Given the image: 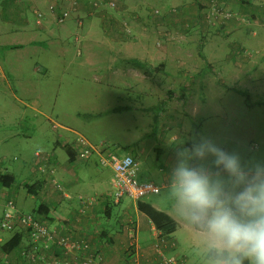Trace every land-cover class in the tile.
Segmentation results:
<instances>
[{"label": "crops", "instance_id": "0c3cea01", "mask_svg": "<svg viewBox=\"0 0 264 264\" xmlns=\"http://www.w3.org/2000/svg\"><path fill=\"white\" fill-rule=\"evenodd\" d=\"M86 1L81 0V4ZM209 1L188 0L186 3L188 8L197 7V4L208 7ZM261 1L264 3V0H254L255 5L251 10V15H256L258 19L262 18L260 16L262 8L258 4ZM166 2L168 5L162 7L166 8L171 3L180 4V0H166ZM137 3L136 11H139L135 13V16L138 23L132 26L134 35L130 41L139 43L142 47L132 49V46L125 45L121 50V47L117 48L110 44L108 39L119 41L113 34L112 37L108 36L114 25L111 26L112 22L119 16L116 11L92 16L88 14L89 8L83 6L80 11L72 14L70 20L67 19L58 24L55 15L50 13L46 0H0V14L2 15L0 16V104L3 105V110L0 112V148L10 141H23L26 144L35 142L29 155V150L22 146L20 150H17L18 156L25 158L22 164L25 163L28 167L23 183L16 184L14 173L6 166L3 167L0 160V171L14 179V183L8 188L0 186V193L14 200L18 189L25 188L28 194L39 200V205L33 211L38 210L52 229L59 230L62 235L68 234L75 240L88 243L89 252L83 254V257L71 258L70 264H83L87 256L93 257L92 264H154L155 261L153 244L158 230L146 215L138 211V202L127 197L115 202L110 196L112 171L99 166L96 156L86 161L77 160L72 143L74 138L80 134L74 126L66 123L64 118L60 119L55 116L56 121H54L47 117L48 115L40 104L49 93L43 80L52 71H63L64 41L73 38V41L78 43L84 25L86 28L83 37L87 40L90 37H96L92 22L94 19L105 30L108 38L105 36L102 39V43L106 44L105 47L96 53L91 52L89 68L93 72L109 71L108 62L114 58L106 56L113 57L114 54L122 53L125 57L122 61L123 68L118 73L114 71L109 73V77L119 74L125 90L132 89L133 85L130 83L132 77L140 78V83L148 81L151 77L149 73L154 71L155 67H163L171 75L168 81L169 86L174 85L177 78L182 79L184 74L178 75L177 71L186 72L187 78L192 72L200 71L199 65L188 63V60L192 58V53L187 48L156 50L149 48L155 41L154 38L157 37L154 31L156 25H153L156 20L149 13L144 12L146 8L144 1H137ZM217 4L225 8L223 2ZM35 11L42 14L39 24ZM73 29L75 30L72 31ZM49 55L50 58H45ZM76 56H81L79 49L76 50ZM51 59H56V61L53 62ZM134 62L141 65H136ZM95 80L100 84L104 78L99 75ZM190 83L189 80H185L180 93L191 92ZM135 93L139 95L144 93V90ZM53 94L51 92L50 100ZM177 95L179 94L172 90L165 92V97L169 101ZM74 116L78 117L76 113L72 115ZM162 117L163 114L160 113L156 116L157 120ZM166 131L171 130L168 128ZM169 140L177 141V134L172 132ZM144 152L145 148L140 147L138 156H142ZM161 154L159 150L158 155ZM173 154H175L174 151L167 155L163 163L159 165L164 182L161 190L167 186L171 166L175 162ZM132 157L137 162L138 157ZM39 167L42 172L38 171ZM51 171H53L52 176H50ZM50 178L61 185V191H55L52 188L49 184ZM138 179L151 181L141 173H138ZM139 202L166 214L174 222V231L165 238L174 242L175 245L173 248L164 246V252L181 259L183 264H198V260L191 254L189 255L192 249L196 251L195 235L174 219L166 202L156 201L150 196ZM17 209L20 210L19 207ZM128 226L135 232L133 247H131L133 240L127 233ZM180 242L189 252L185 250L181 253L177 252ZM6 244L15 247L4 251ZM27 246H29V238L24 229H16L9 233L0 231V264H39L20 255L21 250Z\"/></svg>", "mask_w": 264, "mask_h": 264}, {"label": "rangeland", "instance_id": "374dc122", "mask_svg": "<svg viewBox=\"0 0 264 264\" xmlns=\"http://www.w3.org/2000/svg\"><path fill=\"white\" fill-rule=\"evenodd\" d=\"M137 1L145 2L144 12L151 17L155 10L161 14L158 18L152 17L156 20L153 25H156L154 31L157 37L149 48H187L193 58L188 63L199 65L200 71L192 72L189 78L186 72L177 71L178 75L184 74L182 79L177 78L176 83L169 86L171 75L163 67H155L149 73L151 77L148 81L140 83V78L132 77L134 83L129 81L132 89L125 90L119 74L109 77V73H118L123 68L125 57L122 53L106 56L114 58L108 62L109 71L93 72L89 68L91 52L96 53L106 46L102 43L105 30L94 19L96 37L88 40L83 37L84 25L78 43L73 38L66 39L63 71H52L43 80L49 93L40 104L47 117L54 121L55 116L64 118L87 141L95 145L105 144L117 155L137 156L139 173L159 186L164 183L159 171L164 158L174 151L176 144L190 147L193 138L200 136L212 139L227 152H238L244 161H264L263 1L258 3L262 8V18L258 19L256 15H251L254 0H208V7L197 4L194 8H188V0H180V4L171 3L166 8L162 7L168 5L166 0H115V11L119 13L116 20H127L131 27L138 23L135 16L139 11H136ZM220 2L225 4V8H218L219 12L225 10L233 17L226 20L217 14L207 18L212 3ZM83 6L86 5L81 4ZM171 9L176 13H170ZM165 32L171 34L173 39L164 41L159 47L156 42L159 35ZM133 35L132 30L131 38ZM108 39L110 44L121 47V50L125 45L132 46V49L142 47L133 41L126 43ZM199 46L201 56L197 51ZM77 49L81 51V56H76ZM45 58H50V55ZM99 75L104 78L100 84L95 80ZM185 80L191 82V92L182 94ZM140 90H144V93L137 95L135 92ZM168 90L179 95L169 101L165 97ZM51 92L55 93L52 95L53 98L57 97L55 100H50ZM2 110L3 105L0 104V112ZM75 113L78 117H72ZM158 113L163 117L157 120ZM168 128L171 131H166ZM172 132L177 134V141L169 140ZM34 143L10 141L0 148L2 166L11 169L16 184L23 183L28 168L25 163L22 164L25 158L18 156L17 150L22 146L29 150V155ZM140 147L145 148L142 156H138ZM159 150L161 155H158ZM165 190L148 196L156 201L163 200ZM14 201L23 213H32L39 205V200L28 194L25 188L18 189ZM182 250L189 252L180 242L177 252L181 253ZM190 254L198 260L194 249Z\"/></svg>", "mask_w": 264, "mask_h": 264}, {"label": "clouds", "instance_id": "9594fccd", "mask_svg": "<svg viewBox=\"0 0 264 264\" xmlns=\"http://www.w3.org/2000/svg\"><path fill=\"white\" fill-rule=\"evenodd\" d=\"M174 151L163 200L195 235L198 264H264V161L206 136Z\"/></svg>", "mask_w": 264, "mask_h": 264}, {"label": "built area", "instance_id": "2783aa9c", "mask_svg": "<svg viewBox=\"0 0 264 264\" xmlns=\"http://www.w3.org/2000/svg\"><path fill=\"white\" fill-rule=\"evenodd\" d=\"M49 4V11L55 15L58 24L65 22L72 14L80 11L81 0H46ZM89 8V15L106 14L116 7L115 0H87L83 2ZM217 3L210 6L209 17L221 14L223 19L233 17L230 13L219 12ZM170 13L175 14L173 9ZM37 23H40L42 14L35 11ZM153 15H160L158 10ZM114 24V25H113ZM113 28L109 34L118 40L126 41L132 36V27L127 20H114L111 26ZM173 36L167 32L161 33L156 42L161 46L164 41H170ZM72 149L76 159L86 161L96 156L97 163L102 168H108L112 171L111 198L117 202L127 197L134 202H138L148 195H157L160 193L161 186L152 181H141L138 179L139 168L135 159L131 155H117L109 150L105 144H92L83 136L77 135L72 143ZM38 156V154H36ZM38 171L42 172L39 167ZM53 171L50 172V176ZM49 184L55 191H61V185L53 178L49 179ZM16 229H24L29 238V248L23 253L28 260L38 262L39 264H70L71 258L83 257V254L89 252L90 247L87 242L75 240L71 235H62L59 230L52 229L46 220L39 213H23L17 209L13 198L0 193V231L12 232ZM127 233L133 240L131 247L135 245V232L128 226ZM174 242L167 240L159 231L156 232V239L153 244L155 253L154 264H183L182 260L164 252V246L174 247ZM93 257L84 258L83 264H92Z\"/></svg>", "mask_w": 264, "mask_h": 264}, {"label": "trees", "instance_id": "16d2710c", "mask_svg": "<svg viewBox=\"0 0 264 264\" xmlns=\"http://www.w3.org/2000/svg\"><path fill=\"white\" fill-rule=\"evenodd\" d=\"M172 10L173 9H171L170 11H172ZM112 11H115V9L112 10ZM157 16L158 15H153L152 14V17L158 18ZM114 20H116V19H114ZM197 51H198V54L201 56V47L200 46L197 47ZM134 63L136 65H141V64H139L137 62H134ZM13 183H14V179H13L12 176L0 171V186L8 188ZM137 209H138L139 212H141V213H143L144 215L147 216V218L154 224L155 228L163 236H167V235H169L170 233H172L174 231L175 224L171 220V218L169 216H167L166 214H164L162 212H159V211L155 210L154 208H152L151 206H149L147 204H144V203H141L139 201L137 203ZM34 213H39L40 214V212L38 210L34 211ZM13 247H15V246H11V245L6 244L5 248H3V249H4V251H7L8 249H12ZM28 248H29V246H27V248H25V249H22L21 250L22 252H20V255L22 254V256H24L23 253H25L28 250Z\"/></svg>", "mask_w": 264, "mask_h": 264}]
</instances>
